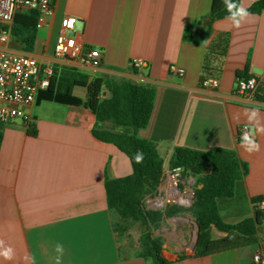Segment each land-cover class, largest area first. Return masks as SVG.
Returning a JSON list of instances; mask_svg holds the SVG:
<instances>
[{"label": "crops", "instance_id": "crops-1", "mask_svg": "<svg viewBox=\"0 0 264 264\" xmlns=\"http://www.w3.org/2000/svg\"><path fill=\"white\" fill-rule=\"evenodd\" d=\"M52 1L54 14L38 29L33 49L14 46L11 39L12 50L53 68L76 69L90 79H125L154 88L152 117L139 136L157 145L166 164L177 147L236 152L249 173L243 209L228 207L227 215L233 221L253 215L252 199L264 197V12L249 14L239 27L228 18L218 20L210 40L195 45L184 40L185 32L210 13L213 0ZM257 1L241 0L240 6L248 10ZM69 20L73 30L66 29ZM14 21L31 23L33 14L21 9ZM222 33L228 34L229 44L225 57H210L212 77L220 80L212 91L201 83L203 66L208 46ZM61 34L81 35L86 51L100 50L101 66L57 60ZM134 58L145 60L148 68L134 69ZM173 65L183 68L185 76L172 73ZM246 68L259 79V100L237 93V72ZM74 95L85 100L87 91L76 87ZM252 109L258 110V125L246 115ZM28 111L29 124L21 119L0 124V251L13 249L12 259L0 256V264H57V244L64 247L59 264H151L140 256L141 246L136 253L126 252L120 218L109 209L106 181L128 177L133 168L126 154L93 135L96 116L83 106L48 101L36 102ZM243 125L252 128L259 151L241 147ZM167 223L162 227L168 232ZM171 230L180 235L164 242L163 255L171 264H251L256 251L264 254V225L255 248L205 257L195 255L197 230L189 223H175ZM226 236L212 230L214 240Z\"/></svg>", "mask_w": 264, "mask_h": 264}, {"label": "trees", "instance_id": "trees-1", "mask_svg": "<svg viewBox=\"0 0 264 264\" xmlns=\"http://www.w3.org/2000/svg\"><path fill=\"white\" fill-rule=\"evenodd\" d=\"M232 2L238 6L241 4V0H232ZM247 11L249 14H262L264 0H258ZM31 12L33 14L31 23L19 24L13 20L11 27L13 45L27 51L33 49L38 32L39 14L37 11ZM228 16L229 12L224 0H213L210 13L187 28L184 40L195 45L205 44L214 33V23ZM7 29V26L0 24V31ZM228 44V34L222 33L208 46L202 84L213 76L212 71L215 70L211 66L210 57H225ZM250 77L249 68L237 72L238 79ZM76 87L86 89L85 100L74 95ZM155 99L156 90L152 87L125 79L102 77L90 79L76 69L56 67L50 88L39 93L37 102H56L89 109L96 116L93 135L102 142L115 145L128 156L133 173L125 178L106 181L108 206L120 218V233L124 222H141L147 226L148 230L140 237V256L151 264H171L163 255V238L154 236L152 229H159L166 219L183 216L187 212L199 226L195 246L197 257L258 245L260 228L264 225V210H261L259 205L264 202V197L252 199L253 215H248L239 221H233L227 215L228 207L243 209L241 200L244 179L249 173L248 165L242 162L234 151L175 148L168 164L171 168H183L184 176L195 179L194 204L188 209L172 205L165 212L144 209L143 200L159 187L167 162L154 142L139 136V131L146 129L150 123ZM30 133L33 136L37 135L33 127L30 128ZM138 152L143 155L142 162H137L135 159ZM214 228L226 233L227 236L221 240H214L212 237ZM127 229L126 226L124 230Z\"/></svg>", "mask_w": 264, "mask_h": 264}, {"label": "built area", "instance_id": "built-area-1", "mask_svg": "<svg viewBox=\"0 0 264 264\" xmlns=\"http://www.w3.org/2000/svg\"><path fill=\"white\" fill-rule=\"evenodd\" d=\"M21 9L38 12L37 29H41L47 19L54 14L52 0H0V24L8 27L6 31H0V124H10L18 119L29 124L32 117L28 109L37 102L40 92L50 88L54 74L53 66L41 64L30 55L12 50L11 27L15 14ZM73 24V21H67L66 29L73 30ZM55 58L94 68H99L102 64L101 51L98 49L86 51L81 35L69 37L61 34L56 41ZM132 66L136 70H144L148 68V63L143 59L134 58ZM170 70L179 77H184L186 73L183 68L175 65L171 66ZM259 85V79L251 76L247 79H238L236 90L240 95L259 100ZM219 87L218 78L211 77L203 83L204 89L213 91ZM246 131L253 132L249 125L240 127L238 132L240 141ZM194 185L195 179L184 176L183 168H171L167 163L159 187L144 198V209L165 212L172 205L191 208L195 200ZM259 208L264 210V202ZM185 219L179 216L171 218L174 223L187 222L197 230L193 219L189 221ZM162 231L166 233L167 229L163 228ZM251 264H264V254L261 250L253 254Z\"/></svg>", "mask_w": 264, "mask_h": 264}, {"label": "clouds", "instance_id": "clouds-1", "mask_svg": "<svg viewBox=\"0 0 264 264\" xmlns=\"http://www.w3.org/2000/svg\"><path fill=\"white\" fill-rule=\"evenodd\" d=\"M224 3L229 12L228 19L231 20L234 27H239L241 22L244 21L248 16L249 12L243 7L238 6L233 3L232 0H224ZM248 120L250 123L255 122V124H259V113L258 110L252 109L250 112L246 113ZM260 131H264V128H261ZM241 147L251 153L255 151H259V144L256 142L254 138V134L251 131H246L241 136ZM137 162H142L143 155L142 153H137L135 156ZM2 242H0V247H2ZM55 251L59 254L57 256V264H59L60 257L64 253V247L62 244H57L55 247ZM0 256H3L5 259H12L13 249L10 247H4L2 251H0Z\"/></svg>", "mask_w": 264, "mask_h": 264}, {"label": "rangeland", "instance_id": "rangeland-1", "mask_svg": "<svg viewBox=\"0 0 264 264\" xmlns=\"http://www.w3.org/2000/svg\"><path fill=\"white\" fill-rule=\"evenodd\" d=\"M187 220H191L194 219L192 217V215L187 212L185 215H183ZM171 218H169L168 220H170ZM168 221L165 220L164 225L167 223ZM167 228H170L167 232V234H164L162 229L163 227L159 228V229H152L154 236H160L163 238V241L166 242V240L168 239V237H174L175 240H178V237L180 236L179 233L177 232L176 234H174L171 230V228L175 225V223L173 222V220H170L169 223H167ZM170 224V225H169ZM163 225V226H164ZM127 226V231L124 230L125 227ZM122 231H121V235L124 239L127 240L126 244L129 247V250H126V252H128V254H133L138 252V248L141 246L140 243V237L141 235L146 232L147 226L142 224L141 222H124L122 225ZM166 228V227H164ZM176 236V237H175ZM195 238V237H194ZM197 242H194V245L196 246ZM253 248V247H252ZM255 248V247H254ZM195 250V249H194Z\"/></svg>", "mask_w": 264, "mask_h": 264}, {"label": "water", "instance_id": "water-1", "mask_svg": "<svg viewBox=\"0 0 264 264\" xmlns=\"http://www.w3.org/2000/svg\"><path fill=\"white\" fill-rule=\"evenodd\" d=\"M179 217H183V218H185L184 216H179ZM195 224H196V227H197V239H196V242H197V240H198V235H199V226H198V224H197L196 221H195Z\"/></svg>", "mask_w": 264, "mask_h": 264}]
</instances>
